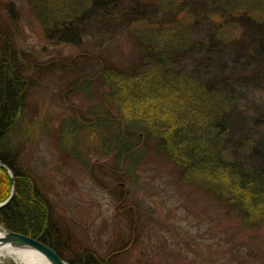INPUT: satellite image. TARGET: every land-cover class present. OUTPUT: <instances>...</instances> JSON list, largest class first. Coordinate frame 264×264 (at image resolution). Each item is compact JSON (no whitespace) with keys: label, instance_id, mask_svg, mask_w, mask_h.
<instances>
[{"label":"trees","instance_id":"trees-1","mask_svg":"<svg viewBox=\"0 0 264 264\" xmlns=\"http://www.w3.org/2000/svg\"><path fill=\"white\" fill-rule=\"evenodd\" d=\"M23 2L43 33L39 53L49 44L78 53L66 61L30 52L26 11L18 0H0V160L16 183L0 207L1 225L41 238L70 264H137L126 260L135 238L123 230L114 242L120 254L107 258L73 241L58 211L60 173L51 183L28 165L31 143L48 139L66 163L104 171L83 156L84 131L96 133L94 155L112 159L119 182L136 186L143 166L162 160L179 186L203 192L245 227L264 224V0ZM118 38L129 47L124 56L111 45ZM92 41L113 50L93 58ZM58 72L71 113L40 121L31 95ZM78 93L91 102L80 111L70 102ZM11 189L0 166V202ZM117 189L121 201L131 197ZM148 212L136 202L125 208L132 233Z\"/></svg>","mask_w":264,"mask_h":264},{"label":"rangeland","instance_id":"rangeland-1","mask_svg":"<svg viewBox=\"0 0 264 264\" xmlns=\"http://www.w3.org/2000/svg\"><path fill=\"white\" fill-rule=\"evenodd\" d=\"M18 2L24 13L26 11L25 20L30 31V38L25 40L27 49L33 54L39 53V47L45 43L43 33L29 15L23 0ZM123 41V38H118L111 45L114 48L119 45L115 51L124 56L129 47L125 41V45H122ZM90 46L89 55L93 58L101 54L100 51L107 55L108 51L113 50L111 47L108 51L98 49L94 41ZM77 53L78 50L72 46L49 44L39 55L67 61L72 56L75 58ZM114 55L115 52L110 53L109 57ZM91 66H94V62ZM60 87L63 85L59 82L58 72L34 89L32 102L38 110L36 115L40 121L47 113L52 119L64 115V112L71 113L65 102L68 97L61 92ZM70 100L76 111L85 109L91 103L81 93ZM67 129L71 133L69 137L74 136L73 126L68 125ZM95 134L84 131L81 134V148L83 156L94 165L99 163L100 167L104 166V171L98 168L90 171L76 161L66 163L60 151L48 145V139L43 140L40 147L34 142L28 148V165L38 166L39 174L49 176L52 183L56 170L60 173V182L55 191L64 196L59 202L58 211L63 227L73 235V241L107 258L120 254L115 252L114 242H117L116 236L123 230L127 238H135L125 251L126 260L132 263L264 264V224L256 228L245 227L236 214L227 213L222 205L209 200L203 192L179 186L176 179L172 181L171 174L167 176L166 172L172 168L162 160L158 163L148 161L143 166L141 181L136 186L126 181L119 182L110 172L112 159L97 155V150L94 155V146L98 143ZM119 185L125 192L131 193L127 201H121L113 191L118 190ZM52 200H56L54 195ZM134 202L143 206L152 216L148 219L146 215V219L140 221L144 222L139 224V229L132 233L131 226L129 228L126 223L125 208ZM0 264L20 263L9 256H0Z\"/></svg>","mask_w":264,"mask_h":264},{"label":"water","instance_id":"water-1","mask_svg":"<svg viewBox=\"0 0 264 264\" xmlns=\"http://www.w3.org/2000/svg\"><path fill=\"white\" fill-rule=\"evenodd\" d=\"M0 166L10 175L12 180L11 193L6 200L0 202V207L9 203L16 191V183L12 170L0 160ZM12 247L19 249H32L42 253L51 264H70L49 244L39 237H34L19 231L8 229L0 224V248Z\"/></svg>","mask_w":264,"mask_h":264},{"label":"bare ground","instance_id":"bare-ground-1","mask_svg":"<svg viewBox=\"0 0 264 264\" xmlns=\"http://www.w3.org/2000/svg\"><path fill=\"white\" fill-rule=\"evenodd\" d=\"M0 256H9L20 264H51L42 253L32 249L4 247L0 248Z\"/></svg>","mask_w":264,"mask_h":264}]
</instances>
